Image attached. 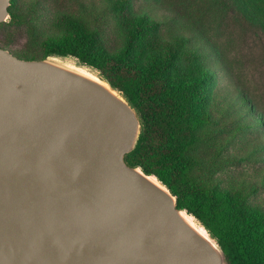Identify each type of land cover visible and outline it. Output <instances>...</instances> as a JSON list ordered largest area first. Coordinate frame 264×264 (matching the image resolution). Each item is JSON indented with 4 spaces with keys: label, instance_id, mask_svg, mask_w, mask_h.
Masks as SVG:
<instances>
[{
    "label": "water",
    "instance_id": "1",
    "mask_svg": "<svg viewBox=\"0 0 264 264\" xmlns=\"http://www.w3.org/2000/svg\"><path fill=\"white\" fill-rule=\"evenodd\" d=\"M141 128L99 71L0 47V264H229L166 185L125 161Z\"/></svg>",
    "mask_w": 264,
    "mask_h": 264
},
{
    "label": "trees",
    "instance_id": "2",
    "mask_svg": "<svg viewBox=\"0 0 264 264\" xmlns=\"http://www.w3.org/2000/svg\"><path fill=\"white\" fill-rule=\"evenodd\" d=\"M228 2L246 21L264 28V0ZM18 3L10 0L9 21L25 19L26 9H20ZM99 3L92 8L82 4L79 14H55L50 22L57 33L46 34L40 44L41 55H14L25 60L51 54L73 57L99 71L124 94L141 121L136 147L125 156L127 164L140 167L166 185L176 196L177 207L187 210L216 238L229 264H264V210L249 202L256 186L246 190L243 184L238 187L236 180L223 181L227 184L223 186L212 178L223 171L224 161L230 157L224 156L222 144L216 147L212 139V113L220 112L221 107L212 95L215 84L208 66L209 44L198 46L192 36L180 32L189 23L198 34L197 26L182 16L162 15L156 20L135 11L132 0ZM105 13L114 21L119 38L118 46L111 50L99 31L88 24L91 16L97 21L95 16ZM165 25L167 36L160 33ZM213 53L220 59V54ZM236 87L232 99L239 102L243 115L251 117L242 129L263 126L264 115L257 113L246 93ZM207 141L214 144L216 159L206 160L197 153ZM255 148L264 151V143Z\"/></svg>",
    "mask_w": 264,
    "mask_h": 264
},
{
    "label": "rangeland",
    "instance_id": "3",
    "mask_svg": "<svg viewBox=\"0 0 264 264\" xmlns=\"http://www.w3.org/2000/svg\"><path fill=\"white\" fill-rule=\"evenodd\" d=\"M229 3L228 0H132V7L156 20L162 15L182 16L197 26L198 34L189 23L188 28L180 32L192 36L191 40L198 46L209 44L206 47L211 49L208 66L214 72L215 84L212 95L221 107V113H212L215 123L212 139L216 147L222 144L224 156L230 157L228 162L224 161L223 171H217L212 178L223 186L227 185L223 181L235 180L238 187L243 184L246 190L256 186L249 202L264 210V151L255 148L264 143V121L263 126L254 124L247 130L242 129L251 117L243 115L239 102L232 99L238 86L255 105L256 112L264 115V28L246 21ZM18 4L20 9H26V17L16 22L8 19L0 24V47L23 56L26 52L42 54L40 44L46 34L57 33L50 22L55 14L62 11L79 14L82 4L92 8L100 3L99 0H19ZM95 17L97 21L91 16L88 24L99 31L110 50L116 48L119 38L114 21L107 13ZM168 30L165 25L160 33L167 36ZM208 52L210 54V50ZM213 52L220 54V59L214 57ZM197 153L206 160L216 159L215 146L209 141L201 145Z\"/></svg>",
    "mask_w": 264,
    "mask_h": 264
}]
</instances>
